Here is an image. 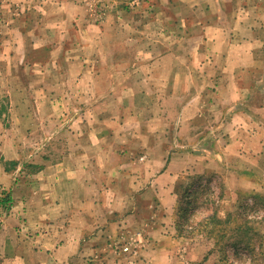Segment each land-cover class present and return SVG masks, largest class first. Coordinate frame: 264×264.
<instances>
[{
	"label": "crops",
	"instance_id": "obj_1",
	"mask_svg": "<svg viewBox=\"0 0 264 264\" xmlns=\"http://www.w3.org/2000/svg\"><path fill=\"white\" fill-rule=\"evenodd\" d=\"M120 1L102 12L84 0H0V91L10 84L0 94V183L8 190L0 202V264H176L177 239L166 231L178 199L176 168L192 170L189 151L177 148L194 141L180 142L174 132L179 123L195 129L194 107L211 99L173 87L164 95L162 68L187 80L196 66L204 78L207 68H229L234 94L213 97L224 105L217 123L264 130V74L250 73L264 68V10L238 8L237 0H140L145 8L127 11ZM165 4L169 12L159 10ZM174 19L192 58L174 57L180 48L163 42L118 43L134 30L150 35L151 23L156 37L171 35ZM132 49L149 57L129 70L139 85L153 81L148 89L116 85V67L128 66L118 56ZM144 67L153 68L150 77ZM242 80L252 85L237 87ZM155 209L166 216L156 218Z\"/></svg>",
	"mask_w": 264,
	"mask_h": 264
},
{
	"label": "rangeland",
	"instance_id": "obj_2",
	"mask_svg": "<svg viewBox=\"0 0 264 264\" xmlns=\"http://www.w3.org/2000/svg\"><path fill=\"white\" fill-rule=\"evenodd\" d=\"M84 1L89 5L92 4L102 12H104L103 9H108L113 4L112 0ZM129 2L130 0H122L117 6L120 10L127 11L132 6L139 8L141 5V7L145 8L144 4L139 3L140 0H132L131 5ZM238 2V8L245 6V9H249L252 12H254L256 7L264 10V3L259 6L254 0H237ZM38 5L37 2L30 3L33 10L31 11V17L33 21H36L35 23H40L41 25L43 20L34 9ZM174 5L175 10L181 11L179 10L181 8L178 2H175ZM166 6L160 5L158 8L163 12H169L170 8ZM233 8H235L234 5L230 9L233 10ZM187 12L190 14L189 16H196L194 9ZM193 21L194 18L191 19V22ZM119 23L122 28L128 25L124 24L125 20ZM137 26L139 25H134V27ZM153 27L154 25L151 23L148 27L150 28V30L148 29L150 35L148 36L139 35L135 30L134 35L133 33H130V35L126 33L125 37L122 34L120 36L121 41H118V43L128 44L129 46L141 39H144L148 44H154L155 41L156 43L163 42V44H172L180 48V50L172 52L175 55L174 57L184 58L188 56L192 58L187 54L186 49L184 50V45L187 44L185 42L186 34H184V27H182L180 20L174 22L175 33L171 35L156 37L152 33ZM196 27L200 28L199 26ZM4 37L5 35L0 34V42H3ZM128 37L133 40L129 41L131 38L128 39ZM197 37L196 35V40L198 41L199 38ZM43 41H46V39ZM213 53L210 50L209 54ZM44 57L46 56L41 53H33L31 56L32 59H43ZM118 58L126 59L128 63L127 67H116L121 74L120 82L116 83L120 90H123L126 86L129 87V85H132L133 88L136 87L138 90L140 88L145 89V84L147 89L151 86L153 81L139 85L142 78L138 79L131 74L132 72H129L131 68L130 62H137V59H140V61L149 60L147 55L132 49L129 51L125 50L124 54H120ZM144 68L147 73H143L142 68H140L141 74L143 77H150L151 74L149 72L153 73V68ZM100 69L103 71L106 68ZM170 69L162 68L164 95L170 93V89L173 87L178 90L179 94H189L191 90H194L196 94H199V92L206 94V96L210 94V97L207 98L211 99L210 105L206 107L205 104L204 106L202 104L194 107L195 129L186 131L187 125L182 126L179 123L180 128L177 132H174L180 133L178 137L180 142H183V139L186 138H193L194 141L193 147L177 148L179 151H189L188 164L189 167L192 166V170L189 169L188 172H185L187 165L184 163L179 164V167L176 168L179 173L177 182L178 199L172 215H170L171 217L168 218L169 227L166 228L167 232L170 230L168 235L177 239V244H173L174 253L179 254L176 264H264V147L261 145L264 143V130L259 128L261 129L259 131L258 128H255L251 132L246 127H238L239 129H236L229 124L227 127H220L217 123L221 116L219 107L222 109L224 105H221L217 100L214 101L213 97L215 94H223L224 90L234 94L235 84L229 80V74L226 72L229 68L218 66L207 68L204 78L200 77L202 68L196 66L193 67L194 79L189 77L188 80L181 78L180 76L182 75H179L177 79L171 78ZM189 70H192V68ZM253 70L257 71L254 72L255 76L257 75L256 73L264 74V68H253L250 73ZM43 84L37 83V85L42 86ZM261 84L264 85V82ZM29 85L35 86V83H30ZM91 85H87L88 93ZM105 85L107 84L102 82L99 85L100 90H105ZM137 85L140 87H137ZM251 85L250 82L242 80L238 82L237 87L248 88ZM9 88L10 84H7V88L2 89L0 94H8ZM152 88H154V85H152ZM204 100L207 101L205 97ZM1 106L2 109H7L6 97H3ZM198 110L199 115L197 113ZM206 118H208V123H206ZM176 125H178V121ZM238 125L244 126L241 123ZM183 129L184 131H182ZM167 131L169 132L170 128ZM169 136L170 134H166V137ZM251 136L257 138H255V141L259 145L254 146V139ZM0 187L4 190L5 196L8 190L1 183ZM7 198L8 196L4 200ZM154 215L159 218L165 214L164 211L161 214L159 209H155ZM205 224L206 226H203Z\"/></svg>",
	"mask_w": 264,
	"mask_h": 264
},
{
	"label": "built area",
	"instance_id": "obj_3",
	"mask_svg": "<svg viewBox=\"0 0 264 264\" xmlns=\"http://www.w3.org/2000/svg\"><path fill=\"white\" fill-rule=\"evenodd\" d=\"M5 197L6 195L4 196V190L0 187V201H3ZM123 250L124 252H129L130 248L126 246Z\"/></svg>",
	"mask_w": 264,
	"mask_h": 264
},
{
	"label": "trees",
	"instance_id": "obj_4",
	"mask_svg": "<svg viewBox=\"0 0 264 264\" xmlns=\"http://www.w3.org/2000/svg\"><path fill=\"white\" fill-rule=\"evenodd\" d=\"M203 226H206V224H205V225H203ZM202 230H204V229H202Z\"/></svg>",
	"mask_w": 264,
	"mask_h": 264
}]
</instances>
